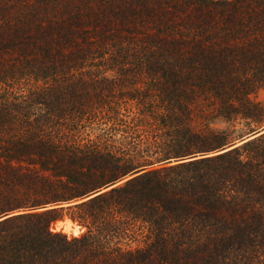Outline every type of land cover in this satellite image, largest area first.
Masks as SVG:
<instances>
[{
	"label": "trees",
	"instance_id": "trees-1",
	"mask_svg": "<svg viewBox=\"0 0 264 264\" xmlns=\"http://www.w3.org/2000/svg\"><path fill=\"white\" fill-rule=\"evenodd\" d=\"M263 86L264 0H0V264H264Z\"/></svg>",
	"mask_w": 264,
	"mask_h": 264
},
{
	"label": "rangeland",
	"instance_id": "rangeland-1",
	"mask_svg": "<svg viewBox=\"0 0 264 264\" xmlns=\"http://www.w3.org/2000/svg\"><path fill=\"white\" fill-rule=\"evenodd\" d=\"M257 99L264 105V86L258 91ZM69 215H70L69 212H64L63 213V216H64L63 219L57 220L55 223H53L51 226V230L52 231H62L63 233H65L68 236H78L81 233H83L85 231V227L77 224L74 221H71L69 219ZM67 220L70 221L72 224H71V227L69 228V231L65 232L64 226L66 225ZM74 226H77V228H78L76 234L74 233V230H75Z\"/></svg>",
	"mask_w": 264,
	"mask_h": 264
}]
</instances>
